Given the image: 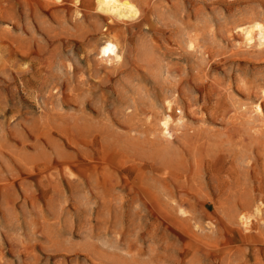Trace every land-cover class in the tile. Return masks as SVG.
I'll return each mask as SVG.
<instances>
[{
	"label": "rangeland",
	"instance_id": "1",
	"mask_svg": "<svg viewBox=\"0 0 264 264\" xmlns=\"http://www.w3.org/2000/svg\"><path fill=\"white\" fill-rule=\"evenodd\" d=\"M129 1L0 0V264H264V0Z\"/></svg>",
	"mask_w": 264,
	"mask_h": 264
},
{
	"label": "bare ground",
	"instance_id": "2",
	"mask_svg": "<svg viewBox=\"0 0 264 264\" xmlns=\"http://www.w3.org/2000/svg\"><path fill=\"white\" fill-rule=\"evenodd\" d=\"M96 4V8L99 11L106 13L113 12L116 15H119V18L125 17L132 20L137 15V9L129 0H96ZM257 28L260 29L261 27L258 26ZM257 109L259 112H261L259 106Z\"/></svg>",
	"mask_w": 264,
	"mask_h": 264
}]
</instances>
